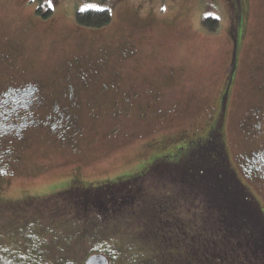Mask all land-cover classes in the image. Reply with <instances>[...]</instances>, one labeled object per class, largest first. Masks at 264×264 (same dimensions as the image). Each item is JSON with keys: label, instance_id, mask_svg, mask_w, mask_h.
<instances>
[{"label": "rangeland", "instance_id": "374dc122", "mask_svg": "<svg viewBox=\"0 0 264 264\" xmlns=\"http://www.w3.org/2000/svg\"><path fill=\"white\" fill-rule=\"evenodd\" d=\"M51 3L0 0V90L37 83L42 94L25 113L34 112L36 121L0 134V205L37 211L56 205L64 188L125 180L160 157L177 159L219 122L231 165L264 210L263 177L243 169L247 153L264 150L255 127L260 117L264 128V0H249L238 39L222 16L223 0ZM210 3L221 9L215 27L204 21ZM90 6L108 7L111 21L79 24L77 11ZM89 63L100 79L82 95L77 120L66 98L54 111L52 99L65 90L66 71ZM113 76L123 95L139 93L129 111L120 103L114 114L106 104L119 89L100 95L96 84Z\"/></svg>", "mask_w": 264, "mask_h": 264}, {"label": "trees", "instance_id": "16d2710c", "mask_svg": "<svg viewBox=\"0 0 264 264\" xmlns=\"http://www.w3.org/2000/svg\"><path fill=\"white\" fill-rule=\"evenodd\" d=\"M204 13L218 25L215 3ZM111 18L106 6L76 14L89 27ZM10 96L0 102V134L30 122L33 103ZM219 124L177 159L160 157L125 180L64 188L37 211L1 204L0 264H85L94 252L110 264H264V210L231 165Z\"/></svg>", "mask_w": 264, "mask_h": 264}, {"label": "flooded vegetation", "instance_id": "af4514ba", "mask_svg": "<svg viewBox=\"0 0 264 264\" xmlns=\"http://www.w3.org/2000/svg\"><path fill=\"white\" fill-rule=\"evenodd\" d=\"M223 1L227 6V13L222 16L225 17L227 15L228 21L232 24L233 27V36L238 39L240 36L241 37L243 36V30H244L243 26L242 27L239 26V20L241 16H243L244 18L246 17L245 12L246 9H248L249 0H223ZM142 4L143 2L142 3L140 2L139 6H142ZM215 6L220 12L221 10L220 6H217L216 4ZM217 19H218V23H220L221 14L220 15L218 14ZM241 40H242L241 41V46H242L243 39ZM96 71L97 69H95L93 65L90 63L86 67L81 66L78 69H74L73 71L67 70L65 77V81H66L65 90L63 91L61 90L52 99L51 108L54 109V107H56L54 111H57V106L60 107L61 103H63L61 99L66 98L65 99L66 102H69L68 107H73L74 109H76L74 110V119L77 120V117L79 116L78 111L83 107L82 95L87 93L89 89H92L94 87L92 86L93 83L97 79H100ZM108 78H109L108 81H103L101 84H96L97 86L100 87V95L111 94L116 89L120 90V95H118L117 97H113V96L110 97L109 99L112 101V103L106 101L104 102H106L107 105L113 106L115 108L113 111L114 114H118L117 109L118 106L119 107L121 106L120 103L125 105L126 111L128 109L130 110L131 109L130 106L132 102L140 97L139 93L137 94V91L129 92V90H126V93L123 95L124 91L121 90L120 88L121 84L119 82H116L114 76ZM72 81L73 82L75 81L76 84H74ZM8 93H15L16 96L27 97L30 100V102L33 103V106H37V104L42 101V94L40 93V88L37 85V83L36 84L25 83L23 85H13V84L6 85L2 90H0V102H2V99ZM28 117L30 120L29 123L37 120V118H34V112L28 115ZM258 118L259 120H257L255 127L257 129V132H259V137H260L259 141L263 143L264 128H262V122L260 121L261 118L260 117ZM262 143H260L258 146L260 147ZM245 159L247 160L245 163L246 165L244 166L243 164V169L245 173L250 177H254L255 174H259L264 179V150L262 148L253 149L251 150V152L246 154ZM259 168H263L262 171L258 170Z\"/></svg>", "mask_w": 264, "mask_h": 264}, {"label": "water", "instance_id": "95a60500", "mask_svg": "<svg viewBox=\"0 0 264 264\" xmlns=\"http://www.w3.org/2000/svg\"><path fill=\"white\" fill-rule=\"evenodd\" d=\"M85 264H110V259L104 253L94 252L86 257Z\"/></svg>", "mask_w": 264, "mask_h": 264}, {"label": "snow or ice", "instance_id": "6c2138e0", "mask_svg": "<svg viewBox=\"0 0 264 264\" xmlns=\"http://www.w3.org/2000/svg\"><path fill=\"white\" fill-rule=\"evenodd\" d=\"M47 4H48V7H52V3H51V0H46Z\"/></svg>", "mask_w": 264, "mask_h": 264}]
</instances>
